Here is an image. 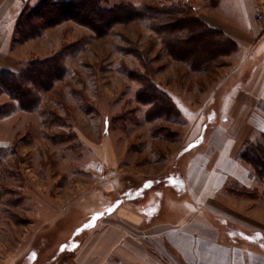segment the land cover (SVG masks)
<instances>
[{
  "label": "rangeland",
  "instance_id": "rangeland-1",
  "mask_svg": "<svg viewBox=\"0 0 264 264\" xmlns=\"http://www.w3.org/2000/svg\"><path fill=\"white\" fill-rule=\"evenodd\" d=\"M39 1L0 0V56H7V64L15 61L17 72L28 60L52 55L72 42L78 48L66 57L69 72L65 80L57 83L55 91L44 93L36 109L25 111L14 102L11 113L0 116V264L71 263L97 220L110 214L122 197L126 202L134 201L133 197L151 200L156 195L158 200H183L187 192L184 172L196 152L203 150L215 127L229 130L243 116L233 106H222L224 100L217 96L219 102L212 104L216 112L211 106L196 136L175 153L200 114L189 113L181 104L183 116L180 112L174 123L161 122L171 131L177 130L178 139H159L163 133L156 135L154 123L147 119L149 105L137 97L142 85L126 72H148L132 51L137 47L143 50L149 74L160 87L170 88L189 101H199L213 82L209 78L210 84L201 81V72L160 52L161 40L144 20L117 25L104 37L67 20L45 28L35 39L16 40L19 14L26 5L32 7ZM132 1H186L211 26L218 23L245 31L251 26L245 0ZM119 2L106 0L105 5ZM257 4L255 15L264 25V0H257ZM229 57L227 64L216 70V80L232 65ZM249 67L238 73L243 78L252 75L253 67ZM10 101L6 93H0V104ZM49 114L56 118L55 123H47ZM257 142L264 143V139L250 143ZM213 157L210 152V160ZM158 165L161 175L138 173L153 172L152 167ZM257 177L260 185L250 196L264 203V180ZM138 187L141 192L133 190ZM177 211L169 208L168 216L174 217ZM155 212L159 217L160 206L152 216ZM221 219L231 239L264 250V227L243 219L233 225Z\"/></svg>",
  "mask_w": 264,
  "mask_h": 264
},
{
  "label": "crops",
  "instance_id": "crops-1",
  "mask_svg": "<svg viewBox=\"0 0 264 264\" xmlns=\"http://www.w3.org/2000/svg\"><path fill=\"white\" fill-rule=\"evenodd\" d=\"M245 2L249 7L250 29L245 31L237 26L227 29L214 23L234 37L239 48L229 57L232 65L217 80L216 73L211 77L201 73L199 79L206 83L210 80L213 86L203 91L199 101H189L182 94L166 89L182 116L181 104L189 113L200 114L175 153L196 136L204 115L218 101L217 96H222V106H233L243 116L229 130L215 127L203 150L196 152L184 172L187 192L183 200H158L156 195L151 200L133 197L134 201L126 202L122 197L110 214L97 220L69 264H264V250L231 239L229 228L221 219L232 225L243 219L264 227V203L247 194L254 192L260 181L252 165L242 157L246 143L264 135V25L255 15L257 0ZM242 33L249 38H243ZM4 56H0L2 69L16 71V62L9 60L7 64ZM248 66L253 67L252 75L243 78L238 72ZM211 110L216 112V107ZM210 152L214 156L211 160ZM152 169L153 172L138 173L163 174L159 165ZM136 189L142 191L139 187L133 190ZM156 206H160L159 217L156 212L152 216ZM169 208L179 211L169 217Z\"/></svg>",
  "mask_w": 264,
  "mask_h": 264
},
{
  "label": "trees",
  "instance_id": "trees-1",
  "mask_svg": "<svg viewBox=\"0 0 264 264\" xmlns=\"http://www.w3.org/2000/svg\"><path fill=\"white\" fill-rule=\"evenodd\" d=\"M105 1L40 0L32 7L26 5L16 21L15 39L20 42L35 39L45 28L55 27L67 20L90 29L97 37L109 35L117 25L144 20L161 40L160 52H167L172 58L187 63L193 71L212 76L218 68L227 64L226 57L231 56L238 47L235 38L227 35L224 30L209 25L186 1L170 4L142 1L136 4L132 0H120L113 6H106ZM77 48L78 44L72 42L52 55L28 60L17 72L2 69L0 93H6L11 101L0 104V116L9 115L14 102L25 111L36 109L42 102L43 94L55 91L57 83L65 80L69 72L66 57ZM132 52L140 59L144 68L148 69V72L125 69L130 77L142 85L137 97L139 101L149 105L147 119L154 123L156 135L163 133V138L159 139L175 141L179 137L178 131H171L168 126L161 125V122L171 123L177 120L180 110L170 94L149 74V62L143 50L137 47ZM55 119L50 114L46 117L48 124L55 123ZM250 142L243 149L242 157L252 165L259 178L264 180V143Z\"/></svg>",
  "mask_w": 264,
  "mask_h": 264
}]
</instances>
